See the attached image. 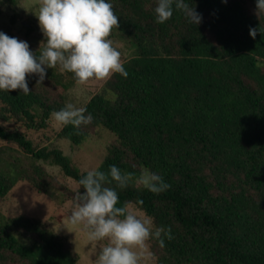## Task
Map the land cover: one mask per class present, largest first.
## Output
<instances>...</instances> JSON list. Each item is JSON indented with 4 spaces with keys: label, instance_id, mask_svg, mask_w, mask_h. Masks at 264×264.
<instances>
[{
    "label": "trees",
    "instance_id": "obj_1",
    "mask_svg": "<svg viewBox=\"0 0 264 264\" xmlns=\"http://www.w3.org/2000/svg\"><path fill=\"white\" fill-rule=\"evenodd\" d=\"M188 2L202 14L198 25L176 9L157 23L156 0H112L119 21L113 30L136 48L122 62L128 75L111 74L83 106L90 124L64 125L58 136L78 145L99 128L115 135L97 168L107 173L115 164L132 173L125 188L107 185L116 187L118 206L134 205L155 226L170 227L163 247L150 239L157 264H264V13L255 14V0ZM250 27L259 28L255 38ZM26 79L28 94L0 90V120L42 129L65 106L75 78L57 66L42 83L35 74ZM0 140L32 159L13 173L0 169V201L19 180L39 192L67 189L40 161L77 183L87 173L17 128L0 123ZM142 168L171 187L153 193L136 186ZM78 260L41 219L0 213V264Z\"/></svg>",
    "mask_w": 264,
    "mask_h": 264
},
{
    "label": "clouds",
    "instance_id": "obj_2",
    "mask_svg": "<svg viewBox=\"0 0 264 264\" xmlns=\"http://www.w3.org/2000/svg\"><path fill=\"white\" fill-rule=\"evenodd\" d=\"M174 9L180 10L191 24L202 21V14L188 0H156V22H166ZM254 12L257 16L264 13V0H255ZM36 17L44 37L39 51L32 50L28 41L0 31V90L19 89L28 94L31 89L26 75L35 74L37 82L42 83L48 69L57 66L61 72L73 73L78 84L105 79L113 73L128 75L121 52L110 38V32L119 23L112 0H40ZM257 31L259 28L250 27L249 35L255 38ZM51 116L61 126L71 124L76 128L93 120L86 107L71 102L54 110ZM132 176L112 164L107 173L90 169L78 181L83 190L75 193L69 221L82 225L89 240H107L95 264H141V258L150 254L147 244L150 238L157 239L161 247L165 244L164 237L171 239L170 227L155 226L150 218L138 216L128 205L118 206L116 187L107 185L115 181L117 187L125 188ZM136 182L153 193L171 187L160 174L148 168L141 169Z\"/></svg>",
    "mask_w": 264,
    "mask_h": 264
},
{
    "label": "rangeland",
    "instance_id": "obj_3",
    "mask_svg": "<svg viewBox=\"0 0 264 264\" xmlns=\"http://www.w3.org/2000/svg\"><path fill=\"white\" fill-rule=\"evenodd\" d=\"M39 6L40 0H2L0 2V31L6 34L13 33L19 39L28 41L30 46L39 48L40 42L44 39L36 17ZM110 38L113 45L121 52V62L136 53L135 46L113 29L110 32ZM107 78L89 79L83 84H78L75 81L66 90V103L71 102L77 107L84 106ZM0 123L10 129L21 130L32 140L35 147L49 146L61 149L82 171L97 168L105 157L107 146L115 139V135L110 130L99 128L95 134H92L81 144H73L58 136L62 126L55 123L52 116L48 119L47 126L42 129H29L13 120H0ZM31 161V157L20 148L0 140V169L2 171L13 173L16 166H26ZM40 163L67 189L39 192L26 181L19 180L0 201V213L7 217L24 214L41 219L79 255L76 264H95V258L107 240L91 241L82 225H73L69 221V215L75 206L74 196L79 188L78 183L72 178L66 177L58 166L43 161ZM134 183L136 186H142L136 182V179ZM128 207L138 216L152 220L144 211L134 205H128ZM150 239L147 241L150 254L141 258V264H157L156 256L150 249Z\"/></svg>",
    "mask_w": 264,
    "mask_h": 264
}]
</instances>
